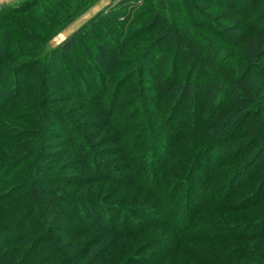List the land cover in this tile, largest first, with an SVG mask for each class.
Returning <instances> with one entry per match:
<instances>
[{"label": "rangeland", "instance_id": "obj_1", "mask_svg": "<svg viewBox=\"0 0 264 264\" xmlns=\"http://www.w3.org/2000/svg\"><path fill=\"white\" fill-rule=\"evenodd\" d=\"M124 1L0 0V51L14 63L33 57L52 65L49 70L45 66L41 76L47 80L44 91L50 98L45 105V116L41 108L31 112L27 100L26 109L19 108L17 115L0 117V134L10 130L8 138H0V224L21 222L18 231L21 236L9 243L1 242L0 255L11 250L13 260L20 264L36 245L39 232L29 228L35 222H75L80 228L71 224L74 229L83 232L87 230L85 226L96 222H102L101 228L106 222L118 225L124 222L130 229L127 237L114 239L106 233L104 239V231L87 233L81 238V249L98 244L95 252L107 249L100 256L111 254V262L119 251L117 257L121 256L119 264H122L137 249L145 248L139 256L160 250V242L150 249L147 247L156 237L158 241L181 240L188 250L195 253L203 250L205 256L236 251L244 256L241 264H257L255 254L264 252V103L251 105L246 114L237 109L228 111L227 107L234 101L227 96V90L246 65L240 44H232L229 34H244L264 0H251V5H246L244 0H234L231 5L209 1V13L196 1V11L207 12L204 27H194L183 0H135L125 4L121 14L116 15L115 9L123 6ZM166 3V8H161ZM155 6H160L163 17L174 22L178 34L197 49L196 54L190 58L178 55L171 45L156 41L157 31L141 35L143 26L153 24ZM102 12L106 18L99 20L79 48L59 58L51 54ZM232 25L234 28H230ZM98 45L117 57L119 65L112 71L101 69L94 59L87 60L94 69L76 61L78 57L95 56ZM122 47L125 52L120 54ZM58 63L72 65L75 73H81L88 86V93L86 89L82 92L90 94L91 104L105 103L106 107L110 104L115 120L132 116L128 132L121 135L123 126L117 125L119 131L112 128L114 121H109L104 110L84 108L79 99L54 86L60 80ZM3 72L8 76L0 80L2 108L10 89L9 80L25 73ZM98 80H106L107 85L98 88ZM28 86L29 81H25L21 92H26ZM199 86L201 91L196 92ZM36 88L35 100L44 92ZM187 88L192 95L184 100ZM209 93L220 105L213 100L210 103ZM114 100L112 106L110 102ZM251 114L255 119L249 118ZM17 116H34V124L23 123ZM67 120L80 127L77 134L73 131L70 135L81 153L77 158L65 153L70 141L65 139L69 132L64 123ZM87 122L94 123L96 133L83 130ZM252 126L259 129L258 133H254ZM28 128L39 129L35 142L42 143L49 154L47 170L42 174L46 181L37 180L42 177L36 178L40 172L32 160L16 164L15 158L24 157L23 148L28 150L25 139L34 138L24 131ZM126 140L130 145L142 141L132 148L131 160L122 152L121 144ZM83 159L87 162L82 163ZM89 164L96 165L102 174L115 173L124 180L113 182L104 177V182L90 184L86 166ZM242 168L245 169L239 172ZM126 177L132 178L127 180L133 183L124 182ZM149 179L154 182L146 189L134 184L136 181L141 185L142 180ZM35 184L59 196V200L34 197ZM188 207L194 213H188ZM185 213L189 214L193 238L184 239L173 225L181 222ZM246 228H251L249 233L256 229L263 236L248 239L244 231L240 232ZM71 229V233L77 231ZM226 229L232 235L231 240L227 235L221 238L219 235L217 240L212 236L215 230L227 233ZM52 231L57 234L56 230ZM204 232L211 235L209 240ZM66 238L67 242H74ZM179 255L177 264L199 263L186 252ZM48 258L45 252L36 253L31 264H44Z\"/></svg>", "mask_w": 264, "mask_h": 264}, {"label": "trees", "instance_id": "obj_2", "mask_svg": "<svg viewBox=\"0 0 264 264\" xmlns=\"http://www.w3.org/2000/svg\"><path fill=\"white\" fill-rule=\"evenodd\" d=\"M134 1L135 0H125L124 2H122L123 6H120L119 8L115 9L114 13L116 15H120L122 9L124 8V5L130 4V3L132 4ZM183 1L188 7V15H189V18L192 20L193 25H195L194 27H197V26L204 27V23L206 21V16H207L206 14L207 12L201 13V12L196 11L198 9L197 6H195L196 1H199L202 7H206L204 9L208 10V13L210 10L209 6L207 5L209 1L222 3L224 5H231L234 3V0H183ZM244 1L246 5H251V2H252L251 0H244ZM136 5L137 4H135V6ZM135 6L133 8H135ZM166 6H167V3L161 4V8L163 9H165ZM157 7L158 6H155L154 8H152V11L155 13L154 19L152 20L153 24L148 23L146 27L143 26L142 30L144 31L143 33L141 32V35L142 34L146 35L149 32L157 31L158 33L156 34V37H157L156 41L171 45L172 49L178 55L179 54L185 55L186 58L187 57L190 58L191 56L196 54L197 49L194 46H190V43L187 40V38H183L182 36L178 34L174 22H169L168 19L163 17L160 6L158 8ZM6 11H3V12H6ZM231 13L235 14V11H231ZM104 17H105V13L102 12L98 14L96 17H94L93 19L89 20L83 27H81L79 30L73 33V35H71L66 40H64L61 43V45H59V47L56 48L51 54L56 55L59 58L62 56V54H65V53L68 54V53L74 52L75 49L81 46L83 39L91 35V33L93 32V29L96 28L97 24L99 23V20H101ZM122 18H123L122 20H124L125 16H123ZM232 27L234 28L233 25L230 28ZM229 35L232 37L231 38L232 44L233 43L235 45L240 44V49L244 56L246 65L243 71L241 72V74L239 75V77L236 76L237 79L235 83L232 84V86L235 85L234 88H232L231 86L228 88L229 90H227V96L229 95L228 96L229 99H233L234 101L232 106H230V108L228 106L227 109L228 111L237 109L241 113L246 114V112L248 111L251 105L255 103L257 104L264 103V63L262 62L264 60V5L261 7L260 6L257 7L255 14H253L249 23L247 24V30L245 31L244 34L234 33V34H229ZM124 48L125 47H122L120 49L119 51L120 54L125 52ZM97 49L98 50L95 56L93 55L94 57L92 56V54L91 56L86 55V58L81 59L80 57H78L76 58V61L82 64L83 66L92 67L94 69L93 64L90 61L89 62L87 61V60L94 59L101 69H105L107 71H112L116 66L119 65L117 57L114 54H112V52L109 49H107L105 46L98 45ZM6 57L7 56L3 52L0 51V80L8 76V74L4 73L3 70H6L7 72L10 71L13 73L14 72L15 73L25 72V73L19 77L16 76L9 80L10 89H8V92L6 93V98H5V103H4L3 108L0 102V117L3 115H5V117H11L14 114L17 115V113L19 112V108L23 107L26 109L24 102L27 100H30V102L26 104L29 105L31 112L32 110L36 111L38 110V108L39 109L41 108V111L43 112V115L45 116V111L47 109L45 105H47L50 98H48V95L45 94L46 92L44 91V88L46 87V84H47V80H45L44 78L41 79V76L44 75L43 73L45 72V66L49 70L51 69L52 65L49 63V61L47 63L41 58L34 59L33 57H31L21 63L19 62L14 63V62L8 61V58ZM65 62L66 61H64V63ZM64 63H62V65L58 63L57 65L60 80H58L56 82V85L54 86L62 88L64 91H68L74 98L79 99L81 103L85 105L84 108L89 107V108H93L96 110H104L107 114V117L109 118V121L111 122L112 120L114 121V123L112 122L111 127L119 131L120 128L117 127V125L121 124V126H123L121 135H123L124 132L127 133L129 130L128 125H130L132 116H129L128 118L123 117L122 120L120 119L115 120L114 119L115 114L111 112L112 110L110 108L111 107L110 104H108L107 107L105 103H100V104L92 103L91 104L92 97L89 96L90 94H87L88 91L86 87L88 86L85 84V81H84L85 79L83 78L80 72L79 73L74 72L72 65L66 64V66H64ZM25 81H29L30 86H28L24 94L21 91L23 88H25L24 87ZM98 81H97L99 83L97 85L98 88H101L107 85L106 80L104 81L98 80ZM36 86H37L36 89H38L36 91H39V92L44 91V92L40 93V97H38V99L35 100L34 97L36 95L35 93ZM201 88L202 87L199 86L196 92L201 91ZM82 89H86L87 93L82 92ZM208 90H210V88L205 89V91H208ZM184 94H185L184 95L185 97L183 98L184 100H186L187 97H190L192 95L191 90L189 88H187L184 91ZM209 94H210L209 96H210V103H211V101L215 97L211 95V93ZM96 99L97 98H95V100ZM35 101L37 102V104H35ZM114 102L115 100L110 102L112 106L113 105L115 106ZM213 102L215 104L220 105L219 100H216V101L213 100ZM254 117L255 116L251 114L249 118L253 120L255 119ZM16 119L17 120L22 119L23 123L32 121L31 124H34L35 117L31 116L30 118V117H24V116H17ZM67 121L64 123H66V125L68 126L69 132H67L68 134H66L65 139L70 138L69 139L70 141L68 144L69 147L68 146L65 147V153L66 155H70L71 153L74 155V157L77 158L79 155H81V153L73 144L72 142L73 140H71L70 135L73 131L77 134L78 132L76 130L80 129V127H78L77 125H74L73 123L69 121L67 122ZM93 124L94 123H88V122L85 123V125H83V130L91 134L96 133L97 131H95V127L92 126ZM109 125L110 124L108 122L107 126ZM253 128L255 129L254 133L255 134L258 133L259 129L255 128V126H252V129ZM38 130L39 129L37 128L36 129L28 128L24 130L26 131L27 135L31 134V136H33L34 138H29L28 136L25 139V142L28 145L27 146L28 150L23 148L22 155H24V157L21 159L15 158L17 161L16 164H20V163H23V161H28V160H32V162L34 163L33 166L37 164L38 170L40 173L36 174V178L42 177V174L45 172V170H47L45 167L47 165V157L49 156V154H47V149H43L45 146L42 143L40 144L38 142H35L36 141L35 136L39 133ZM9 131L10 130H6L5 132L1 133L0 138H4V139L8 138ZM41 133H42L41 135H43V129L41 130ZM78 137H79L78 139L83 140V137L81 135H78ZM141 142H138V144H141ZM138 144L136 142L135 144L130 145L128 144L127 140L121 144V147L123 148L122 152L124 151L126 153L125 157H127V160L128 158H130V160L133 159V157L130 156V153L132 151V148H136ZM84 161L87 162V160L83 159L82 163H84ZM91 165L92 164L86 165L88 166V168L86 166L84 167L85 170L87 168L88 174L91 177L90 184L91 182H98V181L104 182L105 180L104 177L105 178L107 177L113 182H118L119 179L121 180V178L123 177L115 173H110L112 174V176H109L108 173H106V171L104 174H102V172H100L97 169L96 165L95 166L93 165L91 166ZM248 165H246V167H248ZM244 169L245 168H242L239 172L243 171ZM234 178H236V176H234L232 179ZM38 179H40V181L41 180L46 181L45 178L43 179V177L37 178V180ZM127 179H132V178L126 177L124 182L132 181L131 183H133V180L130 181ZM122 180H124V178H122ZM142 181L143 182L141 183V185L139 183L137 184L136 181L134 182V184H136V186L139 188L142 187L143 189H146L148 185H153V182H154L152 179H149L147 181L146 180L145 181L142 180ZM233 181L231 182L233 183ZM37 185L35 184V187ZM35 187L33 186V189L31 188L33 190L32 195L34 197H40L42 199L52 198V200H56V199L59 200V196H56L52 192H49V190L38 188L39 186H37L36 188ZM89 191H92V190H89ZM54 210L56 211L55 207H54ZM189 212L194 213V211L191 209L189 210V207H188V213ZM33 214L34 212L31 213V215ZM188 217H189V214L185 213L182 221L180 220L181 222H177V225L173 223V225L176 226L174 228H177L178 230L177 232L180 235H182L184 239L188 237L193 238L192 233H190L191 222L188 221L187 219ZM26 219H29V217H27ZM20 224L21 222L17 224L16 222H11V223L7 222L4 224H0V243L1 242L9 243L13 239L19 238L21 236V235L20 236L18 235V231L21 230L19 226ZM71 224L72 225L74 224L76 227L80 228V225H78L75 222H56V223L53 222V224H50L49 222L46 221V222H42L41 224H39L38 222H35V225L29 226V228L37 229L39 232V236L37 237V242L33 250H30V252L27 255H25L24 260L20 264H31L32 262H34L33 258L36 257V253H40V252H45V255L47 256L49 255L50 257L47 259L48 261H46L44 264H52L56 262L59 264H80L79 260L86 261L85 264H119V260L121 257V256L117 257L119 254V251L116 252L115 260L111 262V258H110L111 254L105 255L104 253L103 256L102 255L100 256V254L102 252L107 251V249H104V251L101 250L99 253L95 252V249H97L98 244H94V245L88 244L85 249H81V246L83 245V244L81 245V238L83 235H86L87 233L102 234L103 231L105 232L103 233L105 235L104 239H107L106 233L111 234L114 237V239L125 238L129 235V232H128V230H130L129 226L127 227V225L124 224V222H123V225L122 224L118 225L117 222H106L105 227L101 228V225H103L102 222H96V224L88 225V226H92L91 228H89L88 226H85L84 230H86V228L87 230L83 232V230L79 228L78 230L74 229V226H72ZM86 224H89V223H86ZM169 224L171 225V223ZM258 227H261V226H258ZM258 227L256 229H258ZM71 228L77 231L71 233L69 231V229ZM52 229L56 230L57 234H54ZM250 229L251 228L242 229V231L240 232L243 233L244 231V234H247L246 236L248 239H252V237H255V239H257V236H260L259 235L260 232L256 231L255 229V231H253L252 233L251 232L249 233ZM226 231L227 233H225L224 230L223 231L215 230V233L212 232V236L214 237V239L217 240L219 235H221L219 238L223 237L222 235L224 236L227 235L225 237H227L228 240L229 239L231 240L232 235L228 234L229 229L228 230L226 229ZM204 233L203 234L206 235L205 237L208 236L207 238L209 240L211 236V235H208L209 232H204ZM198 234L201 236L200 230H198ZM261 236L263 235L261 234ZM66 237L73 239L74 242L73 243L67 242ZM214 239H213V243H214ZM216 240L215 242H218ZM159 242H160V245L162 246L161 247L162 249L160 248V250H155L151 252L152 254H149L148 256H143V255L139 256V254L144 252L145 248L143 249L141 248L142 250L137 249L133 252V255L134 253L138 255H134V256L130 255L126 257V259L122 261L123 262L122 264H177L179 260L178 256H180L179 254L182 252H186L189 256L196 259V261L199 260L198 264H241L244 259V256L236 251H232L230 254H227V255H222L221 253H216V254L208 253L205 256V254L203 253V250L199 253H195L193 249L188 250L187 246L182 244L181 240L180 241L178 240H173V241L168 240L167 241L165 239H161L160 241H158L157 238L155 237L149 241V243L147 244V247L150 249L153 247L152 245H158ZM45 249L47 250V252L45 251ZM255 255H254L255 260H256L255 262L257 264L264 263L262 262L264 261V252H261V254L258 253ZM14 257H15L14 252H12L11 250H7L6 252L0 255V262H2L0 264H19L18 261L16 262L15 260H13L15 259Z\"/></svg>", "mask_w": 264, "mask_h": 264}]
</instances>
